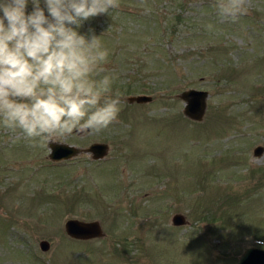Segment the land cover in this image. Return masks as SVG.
<instances>
[{
  "label": "rangeland",
  "instance_id": "1",
  "mask_svg": "<svg viewBox=\"0 0 264 264\" xmlns=\"http://www.w3.org/2000/svg\"><path fill=\"white\" fill-rule=\"evenodd\" d=\"M215 5L119 0L81 23L78 33L99 36L108 51L93 78H114L108 95L119 93L118 117L99 133L36 147L0 124V264H235L245 248L259 247L264 0H246L235 21ZM40 7L48 16L44 0ZM32 11L28 0L25 14ZM186 89L207 93L199 121L182 112ZM140 94L151 100H127ZM51 142L80 151L53 162ZM94 142L107 146L101 159L83 151ZM174 214L183 223L173 225ZM68 218L96 220L102 235L71 238Z\"/></svg>",
  "mask_w": 264,
  "mask_h": 264
},
{
  "label": "clouds",
  "instance_id": "2",
  "mask_svg": "<svg viewBox=\"0 0 264 264\" xmlns=\"http://www.w3.org/2000/svg\"><path fill=\"white\" fill-rule=\"evenodd\" d=\"M0 0V124L19 129L36 147L37 141L74 132L99 133L120 111L114 78L94 79L102 71L108 51L99 36L79 34L83 21L119 7V0ZM246 0H216L225 19L246 14ZM75 26V27H73ZM211 28V25L208 26ZM264 249V240H257Z\"/></svg>",
  "mask_w": 264,
  "mask_h": 264
},
{
  "label": "water",
  "instance_id": "3",
  "mask_svg": "<svg viewBox=\"0 0 264 264\" xmlns=\"http://www.w3.org/2000/svg\"><path fill=\"white\" fill-rule=\"evenodd\" d=\"M207 96L206 91L186 89L181 91L179 97L183 100L184 105L182 108L183 114L194 121L201 120L205 107V97ZM129 102L144 103L149 102L151 97L148 95H130L127 97ZM49 160L63 161L72 158L77 154L80 149L73 147L68 144L51 142L48 144ZM263 147L257 145L253 148V155L257 156L261 153ZM84 152H89L93 160L101 159L107 152V146L103 143L94 142L89 144ZM173 225H179L183 223V217L180 214H174L171 218ZM63 229L67 236L79 239L87 240L91 238H97L102 235V231L98 221H82L74 218H68L63 223ZM38 247L41 251H46L49 244L46 240H40ZM236 264H264V249L260 247H247L237 257Z\"/></svg>",
  "mask_w": 264,
  "mask_h": 264
},
{
  "label": "flooded vegetation",
  "instance_id": "4",
  "mask_svg": "<svg viewBox=\"0 0 264 264\" xmlns=\"http://www.w3.org/2000/svg\"><path fill=\"white\" fill-rule=\"evenodd\" d=\"M236 264V263H235Z\"/></svg>",
  "mask_w": 264,
  "mask_h": 264
}]
</instances>
